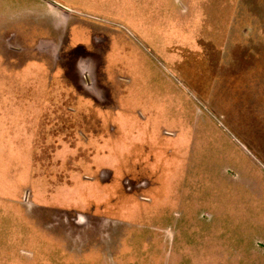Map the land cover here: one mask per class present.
<instances>
[{"label": "rangeland", "instance_id": "374dc122", "mask_svg": "<svg viewBox=\"0 0 264 264\" xmlns=\"http://www.w3.org/2000/svg\"><path fill=\"white\" fill-rule=\"evenodd\" d=\"M85 1L91 53L0 0V264H264V0Z\"/></svg>", "mask_w": 264, "mask_h": 264}, {"label": "crops", "instance_id": "0c3cea01", "mask_svg": "<svg viewBox=\"0 0 264 264\" xmlns=\"http://www.w3.org/2000/svg\"><path fill=\"white\" fill-rule=\"evenodd\" d=\"M36 5L39 11L36 14L32 13L31 17H50L49 19H51V23L53 25L52 28L49 30V34L47 37L57 38L61 40L64 39L65 48H68L70 51H72V49H78V47H81V49L86 53H91V50H93L92 46H95L93 43V39L96 37H105L104 32L97 33L93 30H86L85 28H82L80 26L81 23L91 25L92 23L98 24L106 23L108 21L97 18L99 16H96V14L92 12H87L91 10L90 7H88V5L86 4L85 0L83 1V3H80L77 8L71 6L70 3L66 1L58 0H36ZM77 22L79 23L78 26L76 24ZM117 32L122 33V31ZM65 38H67V40H65ZM110 43L111 47L113 48L115 42L109 41V44ZM96 49L97 47L94 48V50ZM103 53H105L106 56L104 57V59H100V62H103L105 65L101 64L95 69V72L97 74L103 73L101 71L107 69L108 64H112L114 60L113 55L115 54L112 53V49H110L107 53L105 51ZM150 82L152 81L150 80ZM142 83L145 87L144 92L148 91V93L145 94L143 97H140V102H146V107L144 109H139V107H132L128 105L126 110H117L118 112H120L121 117L125 119V134L128 135L129 141H141V138L143 136L142 134H146L150 130V127H148L151 126L150 118L158 116L157 110L155 108H157L156 101L161 99V94H154L150 92L151 90L147 88L145 81H143ZM79 86H86L84 80H81L79 82ZM87 97H89L90 100L93 102L100 101L103 103L111 99L109 96L105 95H103V97H97L96 95H88ZM127 101L132 102V99L130 98ZM103 112L106 115L107 113L111 112V110L103 109ZM159 115H161L160 117L162 118L164 117V114ZM151 139L152 138H150L149 136H146L147 141Z\"/></svg>", "mask_w": 264, "mask_h": 264}]
</instances>
